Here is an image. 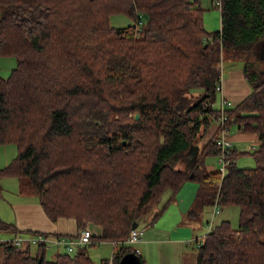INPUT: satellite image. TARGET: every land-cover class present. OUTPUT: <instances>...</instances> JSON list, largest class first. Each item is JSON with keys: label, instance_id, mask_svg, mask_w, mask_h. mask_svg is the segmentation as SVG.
I'll return each instance as SVG.
<instances>
[{"label": "trees", "instance_id": "16d2710c", "mask_svg": "<svg viewBox=\"0 0 264 264\" xmlns=\"http://www.w3.org/2000/svg\"><path fill=\"white\" fill-rule=\"evenodd\" d=\"M220 1L221 29L209 32L201 0H0V57L17 61L0 77V146H16L0 168V197L1 180L16 177L51 220L100 227L91 245L121 244L99 263L119 264L136 252L125 244L134 222L164 192L172 202L186 182L208 184L212 196L200 186L196 205L238 206L240 225L211 227L197 264H264V0ZM119 14L133 23L113 26ZM225 57L243 60L252 87L227 125L255 131L260 147L256 167L234 161L223 176L206 165L221 153L218 127L200 140L219 118ZM0 231L14 234L0 239V264H98L86 247L49 260L44 244L17 247L25 236L12 224L0 221Z\"/></svg>", "mask_w": 264, "mask_h": 264}, {"label": "rangeland", "instance_id": "374dc122", "mask_svg": "<svg viewBox=\"0 0 264 264\" xmlns=\"http://www.w3.org/2000/svg\"><path fill=\"white\" fill-rule=\"evenodd\" d=\"M205 3L208 4V7L205 6ZM202 7L207 9V11L205 10L206 30L209 32L219 30L221 27L220 9L212 4V0H203ZM132 23V18L127 15L119 14L111 17V24L116 27L127 26ZM230 61L231 59L228 57L221 60L220 68L222 74H226ZM239 61L245 65L243 60ZM260 66L264 67V63L259 64ZM9 69L11 68L8 67ZM11 72L12 70H10L7 77L11 75ZM219 100L220 94L217 92L216 107H218ZM214 123L216 124V122ZM235 134H243L244 140L239 143L234 141L232 136ZM228 137L237 147V156L235 157L237 166L239 168L256 167L257 162L253 153L259 148L258 139L256 138L257 133L255 131L239 129L237 124H232ZM15 155L16 146L14 144L0 146V168L10 164ZM219 161L220 156H210L206 159V165L211 171L220 170L221 164ZM10 179L13 180V177H10ZM200 186L208 197L212 196L213 189L208 184L201 185L196 181H189L183 185L174 201L169 202L172 192L167 190L158 203L149 210L144 221L140 222V226L146 227V230L152 226L145 232L144 238L146 243L138 245L139 250L144 251V257L147 256V253L149 257L160 247V242H156L160 240L162 242L161 245L165 248L164 254L168 259V264H197L199 247L203 243L206 234L211 230V227H216L222 221H229L231 227L234 229L239 227L240 207L235 205L221 207L219 213H215V206L206 205L200 207V204L196 205L195 201ZM167 204L166 211L157 220L153 221V217L161 212L162 208ZM191 212H193V216H191ZM97 229L100 232L99 228ZM11 235H13L12 232L0 231L2 241L8 240V237ZM170 239H172V243H166ZM148 241H150L149 244L147 243ZM33 247L34 251H36L35 246ZM145 247H148V249L145 250ZM56 248V246H51L48 249L47 258L49 260H52L57 253L65 252L63 249L57 251ZM83 248L80 246V250ZM112 248L114 249V244L101 241L100 243L95 242L93 245H86L90 257L96 262H101L103 257L111 260L113 256ZM77 250L78 247L73 246L71 255H74Z\"/></svg>", "mask_w": 264, "mask_h": 264}, {"label": "crops", "instance_id": "0c3cea01", "mask_svg": "<svg viewBox=\"0 0 264 264\" xmlns=\"http://www.w3.org/2000/svg\"><path fill=\"white\" fill-rule=\"evenodd\" d=\"M201 2L203 4V0H201ZM212 4L218 8V5L214 3L213 0H212ZM205 6L208 7V4H206ZM205 10L207 11V9ZM220 19H221V12H220ZM204 23H205V14H204ZM262 61H264V58ZM229 63L230 66L229 69L226 70V74L225 73L222 74V80H221L222 91H219L220 100L217 108H220L222 100H228L233 104V106H236L252 92V87L247 81V78L244 74L243 63L240 61H233V60H231ZM16 64L17 61L14 57L11 56L0 57V77L4 79L8 78L7 76L10 70H13L16 67ZM8 67L11 69L8 70ZM216 127L217 124L213 122L211 126L202 133V137L200 140L201 145L205 144L213 136V134L216 131ZM239 129H241V126H239ZM243 136H244L243 134H235L234 136H232V139L239 143L244 140ZM256 138L258 139V145L260 147L258 134ZM236 149L237 147L236 145H234V150L237 153ZM1 185H2V195L0 197V221H4L9 224H12L17 230L16 235H22L27 237L36 234H44V235H48L49 237L61 236V237L71 238L79 231V228L77 226V221L75 218L59 217L57 221H53L46 214V212L44 211L42 205L39 203L37 198L24 197L20 195L18 191V181L16 177H13V180H11L10 177L3 178L1 180ZM151 227L152 226L147 228L145 232H147ZM92 228L95 231L94 236L98 237L101 234V228L98 226H92ZM97 228H99L100 232L98 231ZM13 235H11V237ZM97 242L100 243V241ZM101 242H108V241H101ZM156 242H160L159 244L160 247L152 255L148 257V253H147V256L144 257V251H140V255L142 256L143 259L146 260L147 264H168V259L164 254L165 248L163 247V245H161L162 242L160 240ZM108 243L114 244V249L112 248V252H113L112 255L121 245L113 242H108ZM145 243L146 242L144 238V241L140 244L144 245ZM147 243L149 244L150 241H148ZM166 243L171 244L172 239L166 241ZM140 244H137L136 247L138 248V245ZM24 245H28V243L25 242ZM80 246L86 247V245H80ZM80 246L78 247V250H80ZM147 249L148 247H145V250ZM57 251H59V249H57ZM102 260H105V258L103 257L101 261ZM97 263L99 264L100 262Z\"/></svg>", "mask_w": 264, "mask_h": 264}, {"label": "built area", "instance_id": "2783aa9c", "mask_svg": "<svg viewBox=\"0 0 264 264\" xmlns=\"http://www.w3.org/2000/svg\"><path fill=\"white\" fill-rule=\"evenodd\" d=\"M216 4L218 6L221 5V1L217 0ZM222 80V79H221ZM216 91H222V85H217ZM233 104L228 100H222L221 106L219 108V118L216 121L217 127L219 129L218 138H217V145L221 150L220 153V164L221 169L220 172L223 176H225L228 173V165L231 163H234L235 159L230 158V154L232 150H234V144L233 141L228 137V133L230 131V126L227 125V110L232 108ZM220 211V208L218 204L215 206V213H218ZM146 227H140L134 228L130 231L129 237L125 241V244L127 245H137L144 241V235H145ZM95 235V231L92 227L87 226L83 229H80L77 234H75L71 238L66 237H60V238H52L48 237L44 234H38L35 236L30 237H21L18 236L14 238L15 245L19 248L23 247L25 242L31 245L36 244H44L46 248H50L51 246H56L59 249H63L66 252H71L72 247L76 246L79 247L80 245H87L92 244L93 239L92 237ZM136 256L140 255V250L136 248V252L134 253ZM112 264V262H111Z\"/></svg>", "mask_w": 264, "mask_h": 264}, {"label": "water", "instance_id": "95a60500", "mask_svg": "<svg viewBox=\"0 0 264 264\" xmlns=\"http://www.w3.org/2000/svg\"><path fill=\"white\" fill-rule=\"evenodd\" d=\"M136 119L139 118V114L135 115ZM139 225L138 222H134L132 228H137ZM119 264H140V259L134 253L127 254L123 257Z\"/></svg>", "mask_w": 264, "mask_h": 264}]
</instances>
